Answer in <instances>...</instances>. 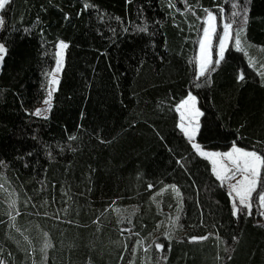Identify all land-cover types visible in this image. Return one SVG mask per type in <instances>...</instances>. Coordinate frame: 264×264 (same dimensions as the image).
<instances>
[{"label": "trees", "instance_id": "16d2710c", "mask_svg": "<svg viewBox=\"0 0 264 264\" xmlns=\"http://www.w3.org/2000/svg\"><path fill=\"white\" fill-rule=\"evenodd\" d=\"M232 1L10 0L1 10L0 264H145L142 244L156 241L165 264H264V220L234 215L227 184L179 127L177 107L195 95L205 148L264 157V0H244L235 29L249 54L231 44L197 74L207 13L220 20ZM61 41L57 89L38 116ZM168 216L177 228L155 239Z\"/></svg>", "mask_w": 264, "mask_h": 264}, {"label": "rangeland", "instance_id": "374dc122", "mask_svg": "<svg viewBox=\"0 0 264 264\" xmlns=\"http://www.w3.org/2000/svg\"><path fill=\"white\" fill-rule=\"evenodd\" d=\"M241 9H243L242 15H244V19L233 18V13L240 12ZM212 13L215 16V19L212 21V26H213V29L215 30V33H218L219 29L222 28V31H221L220 35H223V31H224L223 30V24L224 23H230L231 24V28L228 29V32L230 33V39L225 44V52H224V56H225V53H226L227 49L230 47L231 44H234L235 48H237V45L235 44V39L237 38V36H236L237 33H235V29L240 30L241 26H243L245 24L246 16H247L246 3H245L244 0H243L242 3H240L239 0H233L232 1L231 10L229 12H226L225 10H223L221 12V14H220V20H219L218 16L214 12H212ZM0 20L3 21V18L1 16V10H0ZM207 25H208V15L205 18L204 27H207ZM2 26H3V23L0 24V29L2 28ZM239 39H240V42H241L240 48H242L243 49L242 51H244L246 54H249L248 52H249V49L251 48L252 45L249 43V41L247 39L243 38L241 34L239 35ZM203 40H204V33L202 31V34H201V36L199 38V41H198L197 52H196V55H195V63H196V66H197V74H198V76H200L199 75V66H200V62H201V57H202V55H205V52L202 51V49H201V42ZM59 43H58V46H57V61H56V65H55V67H54V69H53V71H52V73L50 75L48 95H47V98H46V100H49L50 105H51L52 100H53V93L57 89V85H58L59 78H60L61 71H62L63 64H64V57H65V51H66V48H64V49H60L59 48ZM218 51H219L218 43L216 42V38H215V34H214L213 37L211 38V40L206 44V57H207V60L209 61L210 64L214 63L215 60L219 59ZM4 53H5V51L3 53H0V56H2V58L4 56ZM247 57H248V60L251 63V61H253V59H251L250 56H247ZM1 62H2V59H0V65H1ZM53 79H55V82H53ZM49 92H51V98H49ZM193 96H195V95H193ZM180 104H179V106H180ZM179 106H178V108H179ZM196 108H198L200 110L201 115L199 117L194 118L191 121V127L196 129L194 134H193L192 139L190 140L192 142V144H194V143L195 144H199L201 146V150L204 151V152L220 153L221 155L217 156V157H220L221 158L220 160H221L222 164L227 165L229 168L231 167V165H230V162L227 160V158H225L223 156L224 153L230 152L233 147H237V148L243 149L245 151H254V150H251V149L240 147V146H238L236 144H234L230 149L225 150V151L212 150V149L205 148L197 139V135H198L199 128H200V119H201V116H202V110L200 109L198 98H197V101H196ZM38 109L41 111V116L47 115L49 113V110H50L48 104H45V103H43L41 106H39L36 110H38ZM189 109H190V106H185L184 108H181L179 110L180 115H181V124H184L185 127L189 126V114H190ZM197 123L199 124L198 128H196ZM204 157L209 159L211 162L213 160L217 159L216 157H207V156H204ZM216 161L219 162L218 160H216ZM262 168H263V166H261L259 168V174L256 177V180H257L256 191L252 193V197H251L249 203H250V211L256 210L260 214L261 219L264 220V201H260L259 198H258V191H259V186H260ZM242 175L243 174H238L234 179H225L223 181L227 184V186H228V188L230 190V185L235 184L237 180L242 178ZM261 192H264V187H263V190ZM10 194H12V193H10ZM234 198H235V194L233 193L232 201H233ZM236 199H237V206L239 207L238 198H236ZM16 201H17L16 197L13 196L12 203L16 204ZM248 211H249V209H248ZM178 224H179V222H178V218L177 217L168 216L167 218H165V226H164L165 232L163 231L162 233L156 235L154 238L156 239V238H158L160 236L161 237L164 236L162 238V240L165 241V239L169 238V235L166 238V236H167L166 235V231H169V232L171 231L172 232V230L174 228H177ZM156 244L162 245V248L158 249L156 247ZM163 244H164L163 241H156L154 243H151L150 245L147 244V243H143L142 244L144 246L142 251L145 254V264H165V260L167 258V254H166V252L163 249ZM153 252H155V257L153 255H151Z\"/></svg>", "mask_w": 264, "mask_h": 264}, {"label": "snow or ice", "instance_id": "6c2138e0", "mask_svg": "<svg viewBox=\"0 0 264 264\" xmlns=\"http://www.w3.org/2000/svg\"><path fill=\"white\" fill-rule=\"evenodd\" d=\"M10 3V0H0V10H3L5 6ZM243 9H241L240 12L233 13V18H240L244 19V15H242ZM219 14V13H218ZM208 25L207 27L203 28L204 33V40L201 42V49L205 52V55H202L201 62L199 66V75L205 76L206 72L211 69L212 71L215 70V66H218L220 61L224 57L225 52V44L230 39V33L228 32V29L231 28L230 23H224L223 24V35H220L219 33H215V30L212 26V21L215 19V16L211 11L208 12ZM3 21L0 20V24H2ZM215 34V38L218 41V56L219 59L215 60L214 63H209L206 57V44L211 40L213 35ZM237 38L235 39V44L237 45L238 50H243L240 48V39H239V33L236 34ZM68 45L65 44L63 41L59 43V48L64 49L67 48ZM5 51L4 46L0 44V53H3ZM0 59H2V56H0ZM239 79H244L243 74L239 76ZM53 82H55V79H53ZM199 87V85H197ZM49 98H51V92H49ZM196 96H193L191 94L188 95V97L183 100L177 109L178 111L181 108H184L185 106H190L189 109V126L185 127L184 124H181L180 127L184 134L188 136L189 140L192 139L193 134L195 132V128L191 127V121L199 117L201 115V112L198 108H196ZM45 104H48L49 108L51 107L49 100L44 101ZM36 115H41V111L38 109L36 110ZM199 127V124L197 123L196 128ZM74 139V137H72ZM192 147L201 155V156H207V157H217L220 156V153L216 152H204L201 150V146L199 144H193ZM225 158L230 162L231 167L229 168L227 165H221L220 170H217L216 168L213 169V171L216 174V177L223 181L225 179H234L238 174H243L242 178L237 180L235 184L230 185V192L229 195L232 196L233 193L235 194V198L232 201V207L234 210V215H238L243 212L244 209H249L248 214H250V199L252 197V193L256 191L257 187V180L256 177L259 174V168L261 166H264V157L258 154L257 151H245L243 149L233 147L230 152H226L223 154ZM180 161H178L179 163ZM213 165L217 163L216 160L212 161ZM149 187H152L149 185ZM173 190L177 192V195H179L178 189L175 188V186H172ZM239 207L237 206V199ZM258 198L260 201H264V192L258 193ZM208 237H201L200 239H207ZM195 239V238H193ZM49 245L45 244V247H48ZM156 247L158 249L162 248V245L156 244Z\"/></svg>", "mask_w": 264, "mask_h": 264}, {"label": "crops", "instance_id": "0c3cea01", "mask_svg": "<svg viewBox=\"0 0 264 264\" xmlns=\"http://www.w3.org/2000/svg\"><path fill=\"white\" fill-rule=\"evenodd\" d=\"M179 106V105H178ZM177 109H178V107H177ZM178 113H179V117H180V120H179V127H180V125H181V115H180V112L178 111ZM181 128V127H180ZM217 159L216 160H218L219 162H217L215 165H213V163L211 162V164H212V168L214 169V168H216L217 170H220V168H221V165H224V164H222V162H221V158L220 157H216ZM215 173V172H214ZM216 175V174H215ZM164 190V189H163ZM174 191V190H173ZM175 193L177 194V192L175 191Z\"/></svg>", "mask_w": 264, "mask_h": 264}]
</instances>
